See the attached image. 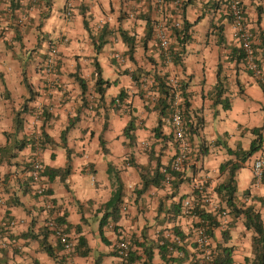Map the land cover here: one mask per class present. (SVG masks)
Instances as JSON below:
<instances>
[{"label":"crops","instance_id":"crops-1","mask_svg":"<svg viewBox=\"0 0 264 264\" xmlns=\"http://www.w3.org/2000/svg\"><path fill=\"white\" fill-rule=\"evenodd\" d=\"M67 1L72 3L68 17ZM175 1L0 0V214L16 221L7 236L10 245L0 247V264H56L41 246L45 212L29 176L35 135L41 138V182L53 199L55 214L64 218L61 224L64 229L68 226L74 245L78 238L75 226L80 225L90 248L87 256L57 250L66 264H94L96 259L100 264H114L118 257L113 244L123 237L131 241L139 264H197L192 228L198 218L185 215L182 206L184 199L193 196V177H207L209 192L222 204L215 187L226 173H220L219 167L229 159L239 161L227 147L248 150L257 135L253 129L261 126V148L241 163L235 180L237 202L259 209L264 223V202L260 203L264 184L255 183L251 171L252 161L264 158V91L245 61L237 58L235 49L240 44L227 0H182L188 1L183 19L190 27L181 35L173 32V22L182 24ZM242 4L254 35L255 58L264 74V0H242ZM84 15L90 32L84 26ZM158 23L166 25L169 46L180 55L177 63L164 59L156 37ZM101 28L106 43L95 53ZM122 31L133 39L132 58ZM52 50L57 55L54 75L45 77L43 63ZM95 57L102 77L110 83L103 101L94 90ZM136 69L148 72L143 77L159 73L166 80L173 77L187 84L190 106L185 122L196 124L202 118L190 138L191 151L181 172L185 181L177 191L171 186L172 175L160 186L150 185L137 194L142 167L152 170L159 159L163 175L161 169L170 168L176 144L169 115L161 117L160 130L154 131L160 114L146 97L143 77L138 87L125 72ZM77 78L86 83L85 94ZM218 79L222 89L217 95ZM89 94L95 96L92 109L86 104ZM131 116L137 126L134 142L123 134ZM70 120L73 125L63 144L60 134ZM67 165L70 170L64 180L50 173V169ZM115 173L123 193L119 214L116 219L111 215L104 219L111 211L104 204L115 188ZM176 209L181 213L175 214ZM227 211L226 217H218L219 226L210 237L212 250L231 246L234 264H248L252 232L241 218L234 220ZM175 229L184 235V255L169 254L165 248L164 259L160 254L163 233ZM47 240L57 245L51 233ZM145 250L152 253L150 261Z\"/></svg>","mask_w":264,"mask_h":264},{"label":"trees","instance_id":"trees-1","mask_svg":"<svg viewBox=\"0 0 264 264\" xmlns=\"http://www.w3.org/2000/svg\"><path fill=\"white\" fill-rule=\"evenodd\" d=\"M180 4L177 5V12L181 13L182 16V24L178 27L173 26V32L175 35H181V33L186 34L190 24L183 19L184 16V7L186 6L187 2H182L181 0ZM176 2V1H175ZM230 16V15H229ZM84 26L88 32H90V28L88 26V19L84 15L83 19ZM101 32H98V38L97 41L94 42V49L95 53H98L103 45L106 43V39L104 38L106 34H104L105 29L101 28ZM150 31H148L149 34ZM147 34V35H148ZM122 37L124 42L128 45V53L129 57L132 58L133 52H134V43L133 39L129 37L124 31H122ZM94 41V39H93ZM169 46V60L177 63L180 61V55ZM163 50V48H162ZM237 53V58L244 60V54L241 48L235 49ZM164 52V51H163ZM164 59H166V56L164 55ZM257 62V61H256ZM94 66H95V83H94V90L98 95V100L103 101L105 91L107 87H109V81L104 79L102 77L101 67L96 60V57L94 59ZM128 74H130L132 80L137 83V86L140 87V79L143 77V75H147L148 72H144L142 69H136L134 71H125ZM217 73L220 75V70H217ZM145 77V76H144ZM154 79V84H152L149 88L152 90L157 91L158 90V97L152 102L154 103L155 108L158 109L160 117L157 123V126L154 128V131L158 133L157 131L160 130V126L162 124V118L164 116H167L171 112V102H172V93L170 91V87L167 85V80L164 75H160L159 73L152 76ZM79 81V85L81 88V91L83 94L87 91V85L84 82L83 79L77 78ZM220 79H218L217 83L215 84V90L216 94L218 95L221 93L222 84L219 83ZM181 95H182V110H183V120L187 119L186 116H188L189 112V106L190 103L188 101L189 94L186 91L187 90V84H184L182 82H179ZM27 88L30 90V86L27 85ZM145 91V90H144ZM122 97V94L120 95ZM228 107V106H227ZM18 119V118H17ZM16 119V120H17ZM18 122V121H17ZM135 117L131 116L128 123L126 124L123 134L127 138L129 142H134L135 136L134 131L137 128L135 123ZM202 118H199L196 124H192L191 122L186 121L185 122V128L187 135L189 136V139L192 138L194 134L199 129V124H201ZM73 121L70 120L67 126L62 130L60 134V138L63 144L66 143V136L68 133V130L72 127ZM263 126L254 128L253 132L256 133V137L251 141L250 147L248 150H233L229 147H227V152L229 154H233L236 157H239V161H234L232 159H229L222 163L219 167L220 173L225 172V179L216 185L215 192L217 193L218 197L220 198L221 203L223 204L222 207L227 208L229 210V214L232 216V218L235 220L236 218H241L242 223L244 227L247 230H250L252 232V257L249 259H246V262L248 264H264V223L261 219V213L259 209L255 208L253 205L246 206L245 204H241L237 202L236 199V180L235 175L238 168L241 167V163L248 159L252 154H254L256 151H258L261 148L262 145V139H261V130ZM217 142H219L217 140ZM100 143L104 144V140L100 137ZM153 158V157H151ZM161 162L159 159H155V166L152 170H149L147 168L142 167L141 169V178H142V184L139 189H137V194L140 195L142 192H144L150 185L153 186H160L162 181H164V175L160 173V167ZM70 166L67 165L65 168H58V169H50L51 174L59 175L61 179H65V176L69 173ZM113 169L111 166H109V172L112 173ZM172 175H174L175 179L171 182L172 189L175 191L178 190L180 184H182L185 179L181 176L182 173L179 172H172ZM114 186L115 188L112 191V196L108 202L104 204V208L106 210H110V213H107L104 215V219L108 218L109 215L115 217V219L118 217L119 209L118 206L122 201V184L117 176V174H114ZM262 182L264 183V177L262 179ZM48 192V191H47ZM175 192L173 191V194ZM198 192L193 191V194L196 196ZM198 198L200 197L199 194L197 195ZM184 196H181L183 198ZM264 202V199L260 198V203L262 204ZM175 214H180V209H176L174 211ZM192 214L195 215L198 218V223L195 224L199 225L202 224L207 227V234L209 237H213L214 235V229L219 226L218 221V215L217 213L214 214L211 211H207L206 209H203L200 207V205H196L193 210ZM174 216V214H173ZM58 223H64V218L61 216H56ZM102 225V222H101ZM43 231V237L41 239V246L42 249L49 255L51 258H53L56 262V264H66L65 256H59L57 254V250H64L62 244L57 241V245L53 246L48 240L47 236H49L50 232L46 228ZM64 231L69 234V228L68 226L65 227ZM177 234L183 235L182 232H180L178 229L174 230ZM75 232L78 233L77 238V244L74 245V253H77L81 256H87L90 252V248L87 244L86 238L80 234L81 232V226L76 225L75 226ZM223 237L227 236V232L223 231ZM184 236V235H183ZM166 247L163 245H160V254L162 258H166ZM146 258L150 261L152 258V253L145 250ZM233 247L231 246H218L215 250H213V264H234L233 260ZM136 260V257L134 256V253H130L129 261ZM94 264H100L99 260L96 259Z\"/></svg>","mask_w":264,"mask_h":264},{"label":"built area","instance_id":"built-area-1","mask_svg":"<svg viewBox=\"0 0 264 264\" xmlns=\"http://www.w3.org/2000/svg\"><path fill=\"white\" fill-rule=\"evenodd\" d=\"M182 1V0H181ZM176 4H180L179 0H176ZM227 7L234 31L238 38L240 48L244 54V61L246 68L253 73L254 77L258 80L261 88L264 91V74L262 73L258 63L256 62L253 39L254 35L250 30L247 20L245 18V12L242 4V0H227ZM72 11V3L67 1L65 6V16H70ZM173 26L178 27L179 22H173ZM156 37L163 48L164 54L167 61H169V36L167 33L166 25L163 23H158L156 26ZM122 62L123 59L121 58ZM57 63L56 50H52L48 56L45 58L43 63V75L45 77H50L54 75L55 67ZM143 82L145 86V93L147 99L152 103L157 97V91L149 88L154 84V79L152 77H143ZM167 85L170 87L172 93L171 102V112L169 114L168 122L171 127L174 142L176 144V152L173 157L170 168H162L161 172L164 175V182L170 180L172 172L181 173L184 169V164L188 159V155L191 151V142L189 136L187 135L185 122L183 120V110H182V95L180 90L179 82L171 77L167 79ZM95 103V96L89 94L88 99V109H92ZM34 158L29 169V176L31 180V185L34 188L35 194L40 197L42 201L43 211L45 212V226L55 238L59 241L64 251L71 253L74 248V242L68 233L64 231L62 224L57 222L55 205L53 199L47 192V187L42 180V172L44 166L39 158V149L41 145L40 135H35L33 139ZM251 171L255 183L261 184L264 177V158H256L252 161ZM264 184V183H263ZM209 182L207 177H200L195 175L192 181V190L197 191L196 196L193 194L192 197L186 198L182 201L183 213L189 215L192 213L193 208L196 204L200 205L202 208L211 211L212 213L218 215V217H226L228 211L226 209H221L219 205L213 200L212 193L208 190ZM199 194V198L198 195ZM0 203H3V199L0 198ZM16 221L8 217H4L0 214V247H8L10 245L7 240V236L11 229L15 226ZM195 243V259L197 264H213V250L211 247V238L207 234V227L199 224L192 228ZM164 240L161 242L165 245L169 254L181 257L184 255V241L180 234H177L173 230H168L163 233ZM113 251L116 253L118 260L114 264H139L138 261H129L130 253L132 252V243L129 238L123 237L113 244Z\"/></svg>","mask_w":264,"mask_h":264},{"label":"rangeland","instance_id":"rangeland-1","mask_svg":"<svg viewBox=\"0 0 264 264\" xmlns=\"http://www.w3.org/2000/svg\"><path fill=\"white\" fill-rule=\"evenodd\" d=\"M103 76L106 77V76H107V73L104 72V73H103ZM21 89H22V90L24 89V90L26 91V89H25L24 86H23ZM17 90H18V89H17ZM26 92H27V91H26ZM27 93H28V92H27ZM88 99H89V95L87 96L86 104H88ZM88 180H89V178H88ZM210 193H211V192H210ZM213 200L219 205V207H220L221 209H226V210H227V208L222 207V204H220V202L217 201L214 197H213ZM70 237H71V240L74 241L73 238H72V236H70Z\"/></svg>","mask_w":264,"mask_h":264}]
</instances>
